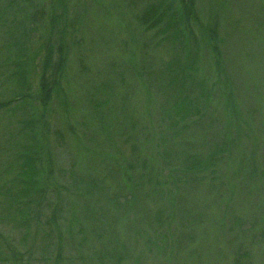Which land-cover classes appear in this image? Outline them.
<instances>
[{"label": "rangeland", "instance_id": "obj_1", "mask_svg": "<svg viewBox=\"0 0 264 264\" xmlns=\"http://www.w3.org/2000/svg\"><path fill=\"white\" fill-rule=\"evenodd\" d=\"M34 146L56 225L5 188L0 264H264V0H0V188Z\"/></svg>", "mask_w": 264, "mask_h": 264}, {"label": "trees", "instance_id": "obj_2", "mask_svg": "<svg viewBox=\"0 0 264 264\" xmlns=\"http://www.w3.org/2000/svg\"><path fill=\"white\" fill-rule=\"evenodd\" d=\"M160 3L161 1L147 8L144 11V13L137 18V22L139 26L143 28L145 31L154 30L159 25L165 23L166 16L160 13V10H159L160 7H158ZM30 21H32V19H30ZM49 57L50 56L46 58L45 64L50 63V61H48ZM56 66H57L56 70H59L61 66L59 61L56 62ZM49 67L50 65L47 66V68ZM15 68L20 69V65H16ZM44 77L45 76L43 75L41 80L45 82ZM180 77L181 78H179V82L182 83L180 85L184 89L185 88L184 82H185L186 76L181 75ZM41 88H42V93H43V105H45L46 103H48L49 98H50V92H49L50 87L47 86V84H41ZM182 88H181V91H184ZM194 88L197 89L199 92H205L206 84L204 85L200 84L199 86H194ZM24 97L25 96H23L22 98ZM186 110H187V113L191 116L192 114L191 110L188 109L187 106H186ZM39 150L37 149V146H34L33 150H30L29 148V149L20 151V153L17 156V162L9 167V171H12V172L14 171L16 174L14 175L15 177L12 176L9 182H5V185H3L0 188V196H2L3 190L8 187V190L5 191L6 196L2 197L4 198V205L1 207V209L3 210L2 220L10 219L11 221H14L15 217L17 216L21 217V214H23L24 217H28L30 215L33 219L34 224H39V221L41 220L43 215H41L40 213H37V210L43 208L46 212L50 211V213L46 214L48 218L45 219L44 226L47 227L50 225L52 226L56 225V222L54 220H55V215L57 212L54 209H50L49 204H46V202H48L46 200V196H48L46 190L48 187L47 183L49 181H43V179L46 176L44 175L43 170L38 171L36 167L37 162L40 160L39 155L41 154V152ZM133 158L134 159L131 160V163L137 166L138 169L142 170V168L139 167L140 165H142V163H139L137 158L135 157ZM119 159L120 160H117L118 162H115L114 166L111 169L116 170L117 172L115 175L123 179V174H120L118 170H120L121 162H123L124 160H122L121 155L119 156ZM135 169L136 167H133V166L128 167L127 172H126L127 175L129 174L130 171H133ZM183 169H184L183 171L185 174H187V172L195 173V171L197 170V168L194 167L193 164L184 165ZM111 174H114V173L111 172ZM48 178L50 177L48 176ZM142 178L143 177H141V179ZM104 181H106L105 177L103 178L102 181L96 180V181L91 182L89 185H87L88 191L90 190L92 191L94 184H96L98 188H101L100 186L107 185ZM134 187L135 186H133V189ZM126 189L127 188L120 189V191H123V190L126 191ZM137 189L139 188H136L135 190ZM101 190L102 189H100V191ZM38 196H39V199H37ZM128 204H129V200H128ZM116 205L118 204L117 203L114 204V206ZM1 223L3 226L5 225L2 221ZM3 256L8 260V264H19V263H13L11 259H8L5 256L4 252H3Z\"/></svg>", "mask_w": 264, "mask_h": 264}]
</instances>
